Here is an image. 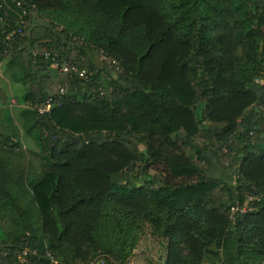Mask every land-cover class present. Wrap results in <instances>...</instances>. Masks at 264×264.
<instances>
[{"label": "trees", "instance_id": "1", "mask_svg": "<svg viewBox=\"0 0 264 264\" xmlns=\"http://www.w3.org/2000/svg\"><path fill=\"white\" fill-rule=\"evenodd\" d=\"M0 64L35 146L0 130V264H128L144 227L160 264H264V0H0Z\"/></svg>", "mask_w": 264, "mask_h": 264}, {"label": "rangeland", "instance_id": "2", "mask_svg": "<svg viewBox=\"0 0 264 264\" xmlns=\"http://www.w3.org/2000/svg\"><path fill=\"white\" fill-rule=\"evenodd\" d=\"M3 69V66H0ZM2 71V70H1ZM49 72H53L57 75L56 70L48 69ZM4 76L0 74V88L8 95L13 94L15 95H21V89H23V86L18 81H12L9 78L8 72L3 69ZM10 97L9 99H11ZM10 106L13 105L9 104ZM27 108V104L24 103V105L20 108H16L14 106H11V112L14 113L13 117L16 116L18 120L16 121L15 129H4L3 127H0L1 133H9L11 136L14 137L16 140H20L22 143V146L28 149H35L34 143L31 141V139L23 132L21 131V119H20V111ZM2 107L1 109H3ZM16 113V115H15ZM13 188H8V190L13 193ZM244 205L246 203H243ZM38 222L37 219L33 221V225L37 226ZM6 228V223L0 219V236L3 235V230ZM2 229V230H1ZM164 256V248L161 244V241L158 237L151 234L149 232L148 227H144L143 232L141 233L138 243L130 256L128 260V264H160L161 260ZM204 264H219L217 260L214 258H206L204 260Z\"/></svg>", "mask_w": 264, "mask_h": 264}, {"label": "built area", "instance_id": "3", "mask_svg": "<svg viewBox=\"0 0 264 264\" xmlns=\"http://www.w3.org/2000/svg\"><path fill=\"white\" fill-rule=\"evenodd\" d=\"M16 3L18 4V1H16ZM21 25L23 26V22H21ZM20 32H21L20 28H17L14 33H20ZM39 54L43 57L49 56V53L45 51L44 48L42 49V52H40ZM50 59H51L50 67L55 69L57 74H60L61 72H65L68 70V66L63 59L56 58L55 56H51ZM70 67L73 72H76L79 76L86 78L84 68L78 70L76 63L71 65ZM59 93H62V89H59ZM48 109H49V103L45 102V104L42 107H40L38 111L42 113L47 111ZM247 199L249 200L251 199V197L248 196ZM236 209L237 207L230 208V216ZM34 254H35V249H31L30 247H28V242L25 240L24 245L19 250L15 251V258L21 264H30L28 256ZM45 256L48 258L46 264H57V261L53 259V257H51L49 253L45 252Z\"/></svg>", "mask_w": 264, "mask_h": 264}, {"label": "crops", "instance_id": "4", "mask_svg": "<svg viewBox=\"0 0 264 264\" xmlns=\"http://www.w3.org/2000/svg\"><path fill=\"white\" fill-rule=\"evenodd\" d=\"M0 66H1V64H0ZM2 70V71H1ZM3 72V69L0 67V74H2V76H4V73H2ZM24 88V87H23ZM23 91V89H21V92ZM13 94H10V96H12ZM12 101V98L11 99H9V102H11ZM24 105V103H21V104H18V105H11V106H14V107H16V108H20V107H22ZM11 106H9L8 107V109L10 110V112H11ZM3 106L2 105H0V125H4L5 126V124L7 125H9V120L7 121V119H4L5 117H4V109H1ZM12 113V112H11ZM13 114L14 113H12V116H13ZM15 115H16V113H15ZM18 120V118H16V116H14L13 118H12V121H13V123H16V121ZM6 121V122H5ZM12 123V124H13ZM6 129V128H5ZM9 129H11L12 130V125H10V128ZM6 134V133H5ZM7 134H9V133H7Z\"/></svg>", "mask_w": 264, "mask_h": 264}]
</instances>
